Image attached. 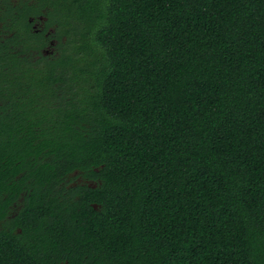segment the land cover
Returning <instances> with one entry per match:
<instances>
[{
  "label": "trees",
  "instance_id": "16d2710c",
  "mask_svg": "<svg viewBox=\"0 0 264 264\" xmlns=\"http://www.w3.org/2000/svg\"><path fill=\"white\" fill-rule=\"evenodd\" d=\"M35 9L0 38V264H264V0Z\"/></svg>",
  "mask_w": 264,
  "mask_h": 264
},
{
  "label": "flooded vegetation",
  "instance_id": "af4514ba",
  "mask_svg": "<svg viewBox=\"0 0 264 264\" xmlns=\"http://www.w3.org/2000/svg\"><path fill=\"white\" fill-rule=\"evenodd\" d=\"M15 8V14L7 15L6 14V0H0V38L6 36V27H5V20L3 18H29L30 22L32 23V27L35 31L44 30L46 28L45 22L46 18V11H41V13H36L35 5L36 0H11ZM25 2V3H23ZM24 6L25 11H24ZM24 12V13H23ZM50 31H46V34L49 35ZM56 41L50 39L48 43L43 48V53L50 54L54 53L56 50ZM27 191L21 192V197L17 199H13L9 204L8 213L12 215H16L19 211L22 210L24 206V195ZM6 218L1 219V227L6 230H11L13 226L6 222ZM16 229V228H15ZM17 230L21 231V228L17 226Z\"/></svg>",
  "mask_w": 264,
  "mask_h": 264
}]
</instances>
